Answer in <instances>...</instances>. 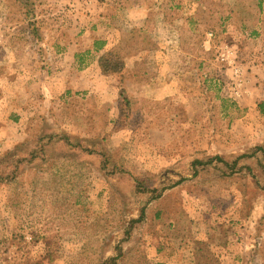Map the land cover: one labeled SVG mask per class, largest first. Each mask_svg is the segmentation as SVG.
<instances>
[{"label": "rangeland", "instance_id": "1", "mask_svg": "<svg viewBox=\"0 0 264 264\" xmlns=\"http://www.w3.org/2000/svg\"><path fill=\"white\" fill-rule=\"evenodd\" d=\"M112 49L121 76L98 67ZM64 136L102 141L132 176H107ZM6 156L20 171L0 184V264H190L213 218L242 235L236 223L264 202V12L256 0H0ZM136 178L181 181L155 201Z\"/></svg>", "mask_w": 264, "mask_h": 264}, {"label": "trees", "instance_id": "2", "mask_svg": "<svg viewBox=\"0 0 264 264\" xmlns=\"http://www.w3.org/2000/svg\"><path fill=\"white\" fill-rule=\"evenodd\" d=\"M257 1V7L258 10L260 12V14H262L264 12V0H256ZM205 10V9H204ZM197 13H201L203 11V5H201V7L199 6V8L196 10ZM206 11V10H205ZM259 22V27H261V21ZM29 27L32 28V30L35 32V22L29 20L28 22ZM259 29V28H258ZM259 30L256 29V37L259 36L260 32H258ZM118 49H120V47H116ZM118 49H112V50H108L107 52L103 53L100 55V57L98 58V67L101 71V73L104 76H111V75H123V73L126 70V66L127 63L125 61V57H122L117 50ZM129 100V96L127 95V93L124 90H120L119 92V103H120V107H118V110L120 111V114L123 115L127 112L128 109H131L130 103H128ZM124 107H128L127 109H125ZM262 108H260V112H262ZM119 123H122V121H114L113 124V128L115 127H119ZM64 139L67 141L68 145H73L75 144L77 146V148H80L81 150L85 151L88 154H94L97 155V157L100 159L101 161V170L105 171L104 173L107 176H112L114 175L115 177H131L132 174L125 169L124 167L120 166L117 161L115 160L114 156L106 149V147L104 145H102V141H94L91 143V148L87 147L86 145H77V142H73L72 138L69 136H64ZM81 142V141H79ZM82 143V142H81ZM86 146V147H84ZM255 156V154L253 155V157ZM6 160L10 161L12 163L11 165V170L9 172H7V168L2 169L1 168V164L3 162H5ZM20 162H23L22 159H18ZM214 160V159H213ZM215 160L217 161H225V159L218 157L215 158ZM16 161L15 158H10L8 156H6L4 158V160H0V184L1 183H5L6 181H12L14 179H16L18 173H19V167L18 165H14V162ZM200 164L202 166L207 165L208 167H211V163L212 161L209 160L207 163H203V162H194L193 164ZM228 163V162H227ZM207 170V169H206ZM209 170V169H208ZM247 170V169H245ZM244 170V171H245ZM240 171V170H239ZM238 171V174H235L236 176L240 177L239 179L244 180L245 178H249L250 177V172L249 171ZM248 172V173H247ZM253 174L252 177L255 176L254 172H256L255 170H252ZM199 172H195L194 177L198 175ZM221 177H227L225 175H222ZM235 178V177H234ZM181 181V180H180ZM180 181H176V182H171L172 184H168L167 186H163L162 184H157V182H153L150 180H141L140 178H136L135 179V191L138 194H145V193H150L152 194V199L159 200L167 190H171L174 189L176 186H178L180 184ZM256 183V182H255ZM261 190V189H259ZM264 204V202H261V205ZM260 204L258 202H256V205L253 206L252 210H253V214H255L256 212V232H258L259 230V225L258 223L261 222V220H259V212L258 211V206ZM134 222H138L140 220H132ZM246 221L244 229H245V239H251L252 237H254V233H253V229H252V225L250 224V218L244 220ZM132 222V223H134ZM22 238V237H21ZM252 245V244H251ZM257 245V243H256ZM253 255V254H251ZM251 257V256H250ZM204 260V261H203ZM209 259L207 258V256L205 255L204 257H202V262H207L208 263ZM210 262V261H209ZM212 262V260H211ZM214 264V263H213Z\"/></svg>", "mask_w": 264, "mask_h": 264}, {"label": "crops", "instance_id": "3", "mask_svg": "<svg viewBox=\"0 0 264 264\" xmlns=\"http://www.w3.org/2000/svg\"><path fill=\"white\" fill-rule=\"evenodd\" d=\"M258 208L259 215H261L262 210L264 211V204H260ZM259 220L263 221L264 218L261 216ZM214 222L213 218V221L205 223V233L195 234L192 240V249L187 255L188 258L191 257L190 264H256L257 252L259 253L257 264H264V230L259 232L256 239V212L253 219L250 220L254 233V237L251 239H245L244 226L246 221L244 220L239 219L236 223V228H243L242 235L237 232L233 233L234 223L230 224L232 231L226 232L224 235L217 233L219 230L218 223L214 224ZM202 255H206L210 262L200 261ZM246 256H248V260H245Z\"/></svg>", "mask_w": 264, "mask_h": 264}]
</instances>
